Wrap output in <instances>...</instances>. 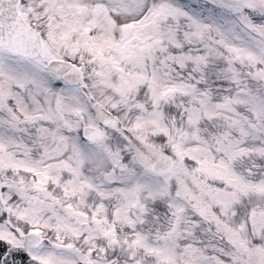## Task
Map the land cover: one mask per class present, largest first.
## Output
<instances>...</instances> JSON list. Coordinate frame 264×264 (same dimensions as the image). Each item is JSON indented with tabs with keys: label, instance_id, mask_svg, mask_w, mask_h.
Wrapping results in <instances>:
<instances>
[{
	"label": "snow or ice",
	"instance_id": "6c2138e0",
	"mask_svg": "<svg viewBox=\"0 0 264 264\" xmlns=\"http://www.w3.org/2000/svg\"><path fill=\"white\" fill-rule=\"evenodd\" d=\"M0 264H264V0H0Z\"/></svg>",
	"mask_w": 264,
	"mask_h": 264
}]
</instances>
